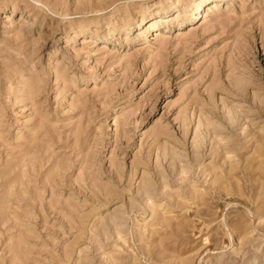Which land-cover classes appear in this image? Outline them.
<instances>
[{
	"label": "rangeland",
	"instance_id": "rangeland-1",
	"mask_svg": "<svg viewBox=\"0 0 264 264\" xmlns=\"http://www.w3.org/2000/svg\"><path fill=\"white\" fill-rule=\"evenodd\" d=\"M0 264H264V0H0Z\"/></svg>",
	"mask_w": 264,
	"mask_h": 264
},
{
	"label": "bare ground",
	"instance_id": "bare-ground-1",
	"mask_svg": "<svg viewBox=\"0 0 264 264\" xmlns=\"http://www.w3.org/2000/svg\"><path fill=\"white\" fill-rule=\"evenodd\" d=\"M201 1V0H200ZM201 3H199V5H200ZM215 6V4H213V6L211 7V8H213ZM216 7V6H215ZM158 32L156 31V34H157Z\"/></svg>",
	"mask_w": 264,
	"mask_h": 264
}]
</instances>
